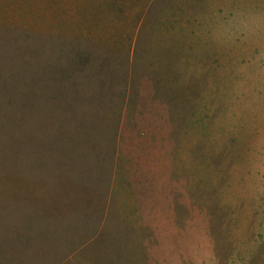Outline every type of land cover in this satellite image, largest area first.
I'll use <instances>...</instances> for the list:
<instances>
[{"label":"rangeland","instance_id":"rangeland-1","mask_svg":"<svg viewBox=\"0 0 264 264\" xmlns=\"http://www.w3.org/2000/svg\"><path fill=\"white\" fill-rule=\"evenodd\" d=\"M264 262V0H0V264Z\"/></svg>","mask_w":264,"mask_h":264},{"label":"crops","instance_id":"crops-1","mask_svg":"<svg viewBox=\"0 0 264 264\" xmlns=\"http://www.w3.org/2000/svg\"><path fill=\"white\" fill-rule=\"evenodd\" d=\"M228 264H237V263H235L234 261H232V262H231V261H229V262H228ZM243 264H244V263H243ZM246 264H247V263H246ZM248 264H249V263H248ZM259 264H264V262L260 261V263H259Z\"/></svg>","mask_w":264,"mask_h":264}]
</instances>
